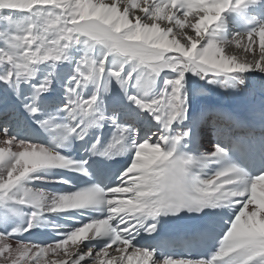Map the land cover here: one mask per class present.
I'll return each mask as SVG.
<instances>
[{"label":"snow or ice","instance_id":"1","mask_svg":"<svg viewBox=\"0 0 264 264\" xmlns=\"http://www.w3.org/2000/svg\"><path fill=\"white\" fill-rule=\"evenodd\" d=\"M229 10H246L253 25L231 39ZM189 73L231 89L237 106L190 113L207 90L190 97ZM244 73H264V0H0V116L26 114L23 136L0 126V264H264V171L236 159L258 143L264 163V76ZM93 129L90 156L129 157L118 175L65 154ZM206 130L215 142L201 150ZM53 169L88 181L66 192L34 186L70 183ZM71 212L87 219L70 217L77 223L59 239L20 238L46 214ZM183 212H204L191 238L229 216L209 258L158 255L137 240Z\"/></svg>","mask_w":264,"mask_h":264},{"label":"bare ground","instance_id":"2","mask_svg":"<svg viewBox=\"0 0 264 264\" xmlns=\"http://www.w3.org/2000/svg\"><path fill=\"white\" fill-rule=\"evenodd\" d=\"M140 14H142V13H140ZM245 15H246V10L244 12H241V13H238V12H234V11L229 10V11H227L225 13V16L227 17V31L224 34L227 37H229V39H231L232 34H234L236 32H245V31H247V29H246V27L244 25H241V26H236L235 25V21L238 20V19H240L242 22L244 20H246L245 19ZM256 39H257V43H258V39L259 38L257 37ZM246 40H247V38L245 37V42H246ZM229 51L235 52L238 55H243L242 50L235 48L234 45H230L229 46ZM237 75H244L245 77H247L249 75H253L255 77H261V76H264V73H252V74L244 73V74H237ZM196 78H197V76H192L191 73L188 74L187 87L189 88V90H191L194 87V83H195ZM218 79H223V77H220ZM199 82H200V80H199ZM246 83H247V80H246ZM217 86H219V85H217ZM194 88H196V87H194ZM202 89H203V87H202ZM192 94H194V92ZM202 96L203 95H201V98H202ZM205 96H207L208 98H210L212 100V103L211 102L209 103L211 105H219V106H223L225 108H235L237 106V100L235 98L236 94H234L231 89H224V88L219 87V88L214 89L212 91H207V94ZM205 105H207V104H205ZM202 107L203 106H197V105L191 104L190 105V108H189V111H190V113H195V112H198ZM3 120H6V117H3ZM1 125L2 124H0V126ZM245 130L247 131V130H251V129L250 128H246ZM92 133H93V130H92V132H90L89 136H91ZM213 142H214V137H213V135H212V133H211L210 130L201 131L200 138H199V144L201 146V150H206L207 146L210 145ZM82 143L85 144V141H82ZM214 166L217 167V165H215V164H212V165L207 166L204 169V172L211 173L216 168ZM58 170L59 169H53L49 173H47V175H49L50 177H57L56 172ZM44 174L45 173H38V175H44ZM33 184L36 187H41V188L47 187L45 189L49 190L50 192H59L58 191L59 189L61 190L60 192H66V188L68 187L64 183H55V182L35 181V182H33ZM52 186H55V189H53ZM68 191H71V190H68ZM221 211H224L225 213H227L228 212V209H221ZM75 213L81 214L79 212L49 214V218L46 220V223L42 220L45 225H43V227L40 229L41 230V237L48 238L47 236L49 235L51 229L47 225L51 224V221H55V223L58 226H66V227H59V231L60 232H65L70 227L75 226L76 223H77V220H74V219H71L70 218V217L74 216ZM71 224H72V226H70ZM56 231H57V228H55V229L52 228V231L50 233V236H57L56 235ZM142 234H145V233L142 232ZM95 242H97V241L85 242V244H86V246H91L92 244L95 245ZM96 247L98 248L100 246H96ZM111 250L114 251V254L115 255H119L118 253L115 252V246H113V248H110L109 249V252ZM84 251H87V248H84ZM25 259H28V258L26 257Z\"/></svg>","mask_w":264,"mask_h":264},{"label":"rangeland","instance_id":"3","mask_svg":"<svg viewBox=\"0 0 264 264\" xmlns=\"http://www.w3.org/2000/svg\"><path fill=\"white\" fill-rule=\"evenodd\" d=\"M199 77H197L196 78V80H195V83H194V87H196V88H192L191 90H190V97L193 95L192 93L194 92V94L199 90V89H202V87H203V89H207V91H212V90H214V89H217V88H219L220 86H217L218 84H209V83H207V80H200V82H199ZM202 81V82H201ZM204 81V82H203ZM198 82V83H197ZM206 83V84H205ZM205 84V85H204ZM209 84V85H208ZM200 85V86H199ZM203 85V86H202ZM211 86V87H210ZM205 87V88H204ZM209 89H208V88ZM215 87V88H214ZM217 87V88H216ZM213 88V89H212ZM207 96H205V95H203L202 96V98H201V95L200 96H195V98H193L192 99V103L191 104H193V105H197V106H206L205 104H207V105H211V104H209L210 102L212 103V100L210 99V98H206ZM206 99V100H205ZM202 101V102H201ZM200 104V105H199ZM0 124H2V122L0 123ZM47 215V219L49 218V214H46ZM45 223H46V221L45 220H43ZM47 225V224H46ZM52 225H57L56 223H55V221H51V224H49V225H47V226H49L50 227V233H51V231H52V228L53 227H51ZM58 226V225H57ZM57 231H59V227L57 228ZM56 231V232H57ZM50 233H49V235L47 236V237H49L50 236ZM110 253L112 254V255H115L114 254V251H110ZM89 264H91V261H89Z\"/></svg>","mask_w":264,"mask_h":264}]
</instances>
